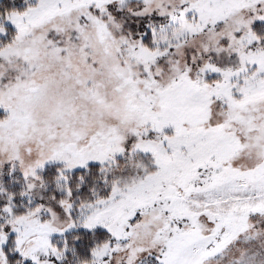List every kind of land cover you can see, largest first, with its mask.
<instances>
[{
  "label": "snow or ice",
  "instance_id": "obj_1",
  "mask_svg": "<svg viewBox=\"0 0 264 264\" xmlns=\"http://www.w3.org/2000/svg\"><path fill=\"white\" fill-rule=\"evenodd\" d=\"M0 264H264V0H0Z\"/></svg>",
  "mask_w": 264,
  "mask_h": 264
}]
</instances>
